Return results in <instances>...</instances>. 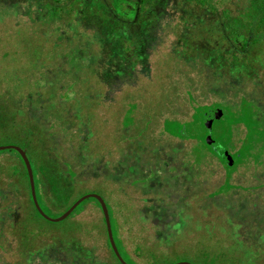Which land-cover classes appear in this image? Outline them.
I'll list each match as a JSON object with an SVG mask.
<instances>
[{
  "label": "trees",
  "instance_id": "trees-1",
  "mask_svg": "<svg viewBox=\"0 0 264 264\" xmlns=\"http://www.w3.org/2000/svg\"><path fill=\"white\" fill-rule=\"evenodd\" d=\"M32 3L34 7L25 12L18 4L0 6V18L9 15L24 18V21L9 25L3 31L1 29L0 43L4 49L0 55L10 49L14 53L22 52L24 39V53L28 54L31 50L39 59L34 67H28L29 70L26 68L29 63L24 66L29 76L25 85L33 94L30 102H18L17 107L2 104L0 131L15 134L13 139L17 146L26 152L34 174L37 200L45 214L54 218L61 216L84 195L78 194L88 189L87 179L84 178L86 170L79 162L87 145L82 133L73 124V115L82 122L89 119V123L98 124L106 114L105 108L112 118L111 127L115 126L116 134L124 130L131 138L138 139H152L148 131L154 125L161 126V119L156 120L159 114L170 115L173 119L168 122L170 125L184 121L178 118L187 116L185 120H189L192 116L193 121L187 125L189 131L191 124H197L200 129L195 134L186 133L187 129H184L186 134L179 139H182L185 154L190 149L185 145V139L205 133L191 150L203 149L221 157V150L217 152L213 145H207L206 141L211 135L208 125L212 116L220 115L221 111V116L226 115L227 107H221L217 100L220 97L230 98L227 97L230 93L219 91L209 84L196 61L204 57L205 61H209L208 65L227 68L230 73L242 71L248 75L256 74L264 66V59L259 56L264 42V0H33ZM189 6L200 12L192 15ZM174 12L178 13V19L176 17L168 22L167 15ZM188 15L193 21L187 20ZM201 16L216 21L204 34L207 41H216L220 47L217 45L208 51H205V47H194L200 24H205L203 19L198 21ZM159 18L166 22L155 25L153 21ZM138 75L146 78L147 88L137 87ZM135 90L138 93L129 97ZM149 90L161 93L162 97L160 103L153 102L147 107L140 99L143 97L141 93L146 94ZM36 94L45 99L54 94L62 108L56 109L55 102L52 103L55 105L53 107L42 104ZM188 96L191 100L194 98L192 104ZM240 99L245 102L242 97ZM194 103L196 106H193L192 113L190 105ZM156 108L158 112L154 116L152 113ZM64 110L69 112V116L60 113ZM40 113L44 115L42 119L38 117ZM253 123V128L248 127L249 133L257 129L259 121L255 119ZM249 133L245 138L247 141H243L247 148L245 154L264 139L256 136L255 131ZM51 140L53 143L49 147ZM45 147L51 150L52 161L45 155ZM134 157L139 159L137 155ZM217 160L229 169L233 165L227 164L223 157L221 161ZM115 162L119 163L118 159ZM115 170L118 168L115 167ZM0 176L15 180L19 187L17 194L9 186L0 190V264L8 262L6 259L11 256V243L17 246L23 262L28 256H41L38 250L44 245L42 241L39 247L29 246L38 238L48 237V232L38 227V220L65 234L82 232L86 223L75 216L87 201H93L102 215L110 264H121L111 249L104 217L95 199L83 201L64 221L53 223L44 219L35 208L25 165L15 150L0 152ZM157 180L166 185L173 179L168 182L164 178ZM104 200L120 254L127 264H130L128 259L136 264L120 237L118 217L112 219V211ZM51 207H55V210ZM115 214H119V211L116 210ZM136 252L146 260L156 259L158 253L147 243ZM213 253L207 248L204 254L207 257L210 255V261H200V264H264V252L260 253V258L248 260ZM60 263L63 264L62 261Z\"/></svg>",
  "mask_w": 264,
  "mask_h": 264
},
{
  "label": "rangeland",
  "instance_id": "rangeland-1",
  "mask_svg": "<svg viewBox=\"0 0 264 264\" xmlns=\"http://www.w3.org/2000/svg\"><path fill=\"white\" fill-rule=\"evenodd\" d=\"M32 1L0 0V6L18 4L25 12L34 7ZM189 8L192 15L200 12L193 6ZM176 17L178 19L177 12L170 13L167 15V21H173ZM186 18L189 22L193 21L190 15ZM200 19L205 20V24H200L194 47H205V51L217 45L220 47L216 41H207V35L204 34L216 21L207 16H201L198 21ZM21 20L24 21V18L10 15L0 18V33L9 25ZM153 22L159 25L166 21L159 18ZM6 42L9 45V41ZM25 44L23 39L22 52L14 53L15 51L10 49L0 55V106L9 103L17 107L16 103L21 104V101L28 104L33 95L25 85L29 76L24 66L29 63L30 66L26 65L29 70L39 59L31 50L28 54L24 53ZM3 49L4 45L0 43V53ZM261 49L259 56L264 59V42ZM208 62L204 57L196 61L206 81L215 89L230 93L227 96L230 98L220 97L217 100L221 107H227L226 115L221 116V111L220 115L212 116L208 125L211 141H219L221 145L225 142L224 148L229 152L231 159L235 152L230 169L217 160H220L222 155L220 157L215 154L216 157L214 153L203 149L191 150L205 133H200L196 138L189 136L185 139V145L190 146V152L185 154L186 149H183L182 139L179 138L186 133H198L200 129L197 124H191L189 131L187 125L193 121L192 116L189 120H185L188 119L187 116L178 118L184 120L179 122L182 126L179 123L170 125L168 122L173 120L172 117L163 113L155 115L158 112L156 108L152 114L157 116L156 120L161 119L162 127L154 125L152 130L148 131L152 139H138L131 138L132 136L124 130L116 134L113 128L115 126L111 127L112 118L105 108L106 114L98 124L89 123V119L82 122L73 115V124L76 130L82 133L87 145L79 162L86 170L84 178L87 179L88 189L81 191L78 196L99 194L106 199L112 211V219L118 217L120 237L125 249L136 264L182 261L207 263L210 261L208 258H211L210 255L207 257V254H204L207 248L211 249L214 255L225 253L233 258L241 257L246 260L260 258V253L264 252V139L247 154L244 153L247 148L243 143L244 140L247 141L245 138L249 133L248 127L253 128L255 119L259 123L257 129L253 130L254 134L264 138V132H261L264 131V66L256 74L248 75L242 71L230 73L229 69H219L216 65H208ZM145 83L146 78L138 75L137 87L147 88ZM137 93L138 90H135L129 97ZM141 94L143 97L140 101L147 107L153 102L160 103L162 97L161 93L156 94L151 90ZM48 97L50 98L45 99L37 95L36 98L42 101V104L53 107L55 105L52 103L55 102L56 109L62 108L54 94ZM188 100L190 104L194 102V98L191 100L189 96ZM193 106H196L195 103L190 105V108H193L192 113ZM128 108L132 110L129 105ZM60 113L69 116L67 110ZM38 117L42 119L44 115L40 113ZM165 122L168 124L166 127ZM185 128L187 132L184 131ZM117 129L119 130V127ZM14 135L12 132L0 131V145H17L13 139ZM206 142L208 146L211 145ZM52 143L51 140L49 147ZM44 151L48 160L52 161L51 150L45 147ZM117 159L119 163L115 162ZM224 161L227 162L225 159ZM115 167L118 168L117 171ZM157 178H164L167 182L173 180L164 185ZM7 186L14 193H18L19 187L15 180L0 176V190ZM84 205L75 216L86 223L82 232L65 234L38 220V227L48 232V237L38 238L29 246L39 247L42 241L44 245L38 250L41 256H28L26 262H23V256L19 254L17 246L11 243V256L6 259V264H61L60 261L63 264H110L102 215L93 201H87ZM51 208L55 210V207ZM116 210L119 214H115ZM146 243L158 251L156 259L146 260L137 254L138 248H144ZM118 245L120 247L119 241ZM13 250H16L15 253ZM121 250L128 259L122 248ZM20 261L23 263H17ZM128 261L133 264L129 259Z\"/></svg>",
  "mask_w": 264,
  "mask_h": 264
},
{
  "label": "water",
  "instance_id": "water-1",
  "mask_svg": "<svg viewBox=\"0 0 264 264\" xmlns=\"http://www.w3.org/2000/svg\"><path fill=\"white\" fill-rule=\"evenodd\" d=\"M208 142L214 146L215 150L217 152H220V154L222 155V157L227 161L228 164L231 165L232 163V159L230 157L229 152L227 151L224 145V143L221 145V143L219 141H211V136L208 137ZM5 150H15L16 152H18V154L20 155L26 171H27V175H28V180H29V185H30V190H31V197L33 200V203L35 205V208L37 209V211L39 212V214L46 219L49 222H53V223H59L64 221L66 218H68L70 216V214L73 213V211L85 200L93 198L95 199L99 206L100 209L102 211L103 217H104V222H105V226H106V230H107V237L111 246V249L113 250L114 254L116 255L117 259L120 261L121 264H127L125 262V260L122 258L114 237H113V232H112V226H111V219H110V214H109V210L107 207V204L104 200V198L99 195V194H85L83 196H81L79 199H77L61 216L59 217H50L47 214H45L43 212V210L41 209L38 200H37V196H36V190H35V181H34V174H33V170H32V166L30 163V160L26 154V152L19 146L17 145H0V152L1 151H5ZM174 264H192L190 262L187 261H182V262H176Z\"/></svg>",
  "mask_w": 264,
  "mask_h": 264
}]
</instances>
